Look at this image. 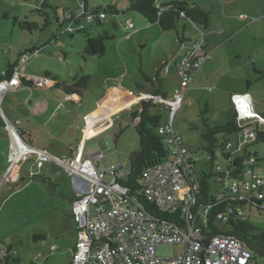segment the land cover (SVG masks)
Returning <instances> with one entry per match:
<instances>
[{"label":"rangeland","instance_id":"rangeland-1","mask_svg":"<svg viewBox=\"0 0 264 264\" xmlns=\"http://www.w3.org/2000/svg\"><path fill=\"white\" fill-rule=\"evenodd\" d=\"M111 1L119 4V18L108 12L107 19L100 24L87 22L82 17L86 24L85 30L74 34L66 31L69 22L64 23L65 10L81 15L84 4H87L88 12L96 8L103 11ZM168 1L172 0H160L162 3ZM184 1L209 11V28L182 19L177 29L165 32L158 23H151L143 15L130 11L128 0H49L51 6L45 7L44 12L38 10L42 0H0V69L6 65L7 58L19 56L22 51L33 49L34 46H43L44 50L34 53L26 65L28 70L37 65L36 60L39 57H52L56 54L55 59L59 60V52L64 50L67 60L60 61L62 69L70 70L73 77L90 75L88 95L91 100H97L99 106L104 107L108 99L120 100L123 95H134L137 83L147 85L143 89L149 88L152 84L145 80L144 74L153 79L160 75L165 89L174 93L180 84L174 63L182 51L180 39L185 36V43L191 46L204 39L202 35L207 33V38L215 50L214 59L207 61L205 66H212L206 68V74L205 71L202 72L188 91L184 108L176 113L175 127L182 134L183 147L193 153L196 159L198 174L203 170L211 173L212 169L205 161L206 142L202 138L204 118L214 126L223 125L232 119L236 111L231 100L233 93H249L257 112L264 116V0ZM23 20L34 22L38 27L33 30L22 29L19 22ZM128 21L133 26H129ZM60 24L63 25L61 29ZM103 30H108L111 36L105 42V55L100 57L86 54L87 37L97 36ZM55 35H59L57 40L54 39ZM57 42L63 45L57 47ZM163 66L170 69L169 74L162 71ZM63 98H67V95H63ZM7 105L8 101L5 99L2 108L9 114ZM153 110L160 111L162 119L167 120L169 113L164 106L160 105ZM202 111L206 113L203 115ZM116 118L115 125L112 123L108 126L110 130L107 134L93 136L102 130L99 126L95 128L84 151L88 154L103 151L101 171H106L112 165L124 164L121 173L127 175L130 171L131 155L139 149V136L130 113L126 111ZM254 119L248 120V123ZM62 132L75 134L76 128L72 125L70 130L65 127ZM63 133L58 138L60 143L68 137ZM106 135L113 140L117 138V143L110 145ZM230 139L237 147L240 134H235ZM2 148L3 145H0V163L9 156L6 153L1 154ZM251 149L252 152L258 151L259 158L263 159V144ZM217 152L215 162L224 164L226 160L221 151ZM61 156L59 154L58 157ZM67 156L73 164L72 155ZM15 163L17 159L13 161ZM260 163L264 169V159ZM30 167L27 165L24 169L26 175ZM59 170L54 164L47 163L43 171L49 177L44 179L41 175L43 173L33 177L31 182L16 188L1 204L0 248L16 254L18 264L71 263L72 243L67 235L73 219L69 187L72 189L71 197L75 192L69 183L71 178L63 171L59 174ZM26 177L30 178L29 175ZM110 178L108 175L106 180ZM250 208L251 225L256 228V232L264 230V211L257 206ZM35 235H43L45 239L36 240ZM55 244L58 249L53 251ZM158 249L161 256L173 257L184 252L185 245L161 244ZM259 260L264 262V258L260 257Z\"/></svg>","mask_w":264,"mask_h":264},{"label":"built area","instance_id":"built-area-1","mask_svg":"<svg viewBox=\"0 0 264 264\" xmlns=\"http://www.w3.org/2000/svg\"><path fill=\"white\" fill-rule=\"evenodd\" d=\"M95 13L86 15V21L97 19L102 22L107 18L102 10ZM76 18L75 14H69L67 32L85 27L83 21H77ZM128 25L133 26V23L128 21ZM208 46L205 38L191 46H187L185 42L182 44L183 52L177 60L180 86L173 97L150 92H142L139 96L140 101L163 105L169 113V121L162 122L159 126V134L164 137L169 154L164 161L144 170V195L159 210L170 214L178 213L181 217L178 223L155 216L139 203L137 196L119 181L123 178L121 165H112L106 171H101V153H85L83 145L78 144L74 157H71L74 158L72 164L68 156H54L45 149L29 145L18 129L12 126V155L16 156L18 145L22 144L26 148L24 158L33 157L38 167L54 160L67 169L78 185L76 190L79 198L73 203L77 242L70 264H259L254 259V252L239 239L214 235L206 246L203 245L207 235L203 225L197 223V218L204 219L207 209L198 198L200 178L196 171L197 162L193 153L183 147L182 134L173 123L188 88L203 65L213 57L212 51L201 52ZM40 50L42 48L24 52L12 76H8L6 72L1 73L0 112L6 93L19 88L27 77L20 70L21 65ZM168 72L169 68L166 67L164 73ZM28 78L32 86L44 88L54 85L53 80L46 75L33 74ZM231 99L242 130L239 132L237 147L233 143L227 144L230 154L234 150L244 151L246 145L257 138L256 129L264 133V117L257 112L250 94L234 93ZM252 118L255 119L248 123ZM210 159L211 156L206 153L205 161L209 162ZM263 159L257 153H249L237 177L228 178L223 191L218 195V198L233 200L229 211L237 213L243 219L249 216L251 206L264 211V169L260 163ZM231 167L232 161L229 162V168ZM220 169L221 166H217V170ZM108 175L110 180H106ZM227 215L222 214L220 217L226 220ZM161 244H184L185 251L173 257H163L158 249Z\"/></svg>","mask_w":264,"mask_h":264},{"label":"trees","instance_id":"trees-1","mask_svg":"<svg viewBox=\"0 0 264 264\" xmlns=\"http://www.w3.org/2000/svg\"><path fill=\"white\" fill-rule=\"evenodd\" d=\"M128 1V9L130 11H135L143 15L151 23H158L162 30L165 32L177 29L178 23L182 19L189 20L197 25L203 26L204 28H209L211 23L209 11L200 7L197 4L189 5L184 0H172L163 3L160 2V0ZM50 6L51 5L49 3V0H42L38 10L44 12L45 7ZM97 11H100V9L91 10L90 12H88L86 4H84L83 12L81 13V15H76V19L77 21H83L82 17H85L86 15L90 13H95ZM103 11L106 13V15H108L107 13L109 12L112 13L115 17L120 14V10L116 6L111 4H107ZM69 14L75 13L65 10L64 23L70 21ZM57 20L58 22H60L58 16ZM91 22H97L102 24V22L97 19H94ZM19 25L20 28H27L28 30H33L34 28L38 27L36 23L30 22L28 20L20 21ZM84 25V28H76L77 30L68 33L74 34V32L85 30L86 24L84 23ZM114 25L117 26V23L114 22ZM59 27L61 29L63 28V25L60 24ZM58 36L59 35H55L54 39L57 40ZM110 37L111 36L108 30H103L97 36H88L86 39L85 53L88 55H97L100 57L104 56L106 52L105 42ZM184 41L185 40L183 38L180 39L181 44H183ZM33 48L39 49L38 46H34ZM40 48L44 49L43 46ZM22 54L23 53L20 54V58ZM19 62L20 59L14 64H9L7 70H3L2 72H6L8 76H12L14 73V69L16 66L19 65ZM166 66H163V68H161L162 71L166 68ZM144 78L146 81H149L152 84L148 88L149 91L147 92L162 95L163 97L168 96L167 93L164 92L162 89L163 79L160 77V75H157L153 79L152 77L144 74ZM74 80L76 81V83L70 86H68L64 81L60 83L56 81L55 86L64 87L65 91L68 94H71L73 92L80 91V89L87 88L90 83L91 76L87 74L78 75L74 77ZM248 85H250V83H248ZM137 87L139 89H143L146 86L142 83H138ZM158 106H160V104H154L151 101L143 100L141 103V107H139L132 113V121L134 123V128L139 136V149L135 150L131 155L130 171L124 178H121L119 181L123 185L127 186L132 191V193L137 196L139 203L145 209H147V211L157 217H163L168 221L178 223V221L181 219L180 215L178 213H165L159 210L156 204L150 202L144 195V189L142 184V176L144 170L150 166L164 161L169 154V149L166 143L164 142V137L159 134V126L162 123V114L158 110H153V108H156ZM202 113L204 115L206 111H202ZM138 118L139 121L136 123V120ZM204 122L205 129L202 134V138L206 142V153L211 156V159L209 162H207V164L208 167L212 169V172L207 173L203 170L201 174H198V170H196L200 178V190L198 198L199 201L207 209L205 213V218L202 219L198 217L197 223L203 225L204 233L207 236L212 233H221L231 236L238 234L246 237L249 241L253 242L254 244L264 246V230L256 232V228L250 223V216L243 219L239 217L237 213L230 212V204H233V200L225 197L218 198V195L223 191L225 181H227L228 178L233 179L234 177H237L239 170L244 167L247 156L249 155V153L252 152L251 147L264 143V133L259 132V130L256 129L257 138L252 142H249L246 145V149L244 151H235V148H233L235 152L233 151L230 154L227 149V144L231 143L230 137L235 134H238L242 130L237 121V112L235 111V114L232 119H230L227 123L223 125H211L206 118H204ZM19 133L22 137H25V133H23L21 130H19ZM220 136H222V138H220ZM218 150L221 151L222 157L226 160L224 164H219L215 162L218 157ZM252 153L258 154V151H254ZM230 161H232L231 169L229 168ZM34 164L35 169L41 168L37 166L35 161ZM219 165L222 169L217 170V166ZM36 174L37 173L35 171L34 173L32 172L31 177H36ZM43 177L44 179H46L45 176ZM21 181H24V179H22ZM222 214H228L226 220L223 217H220V215ZM35 239L44 240L45 238L43 235H35ZM253 252L254 259H256L259 264H264V262L259 260L260 257L264 258V255L256 251ZM0 264H18V256H16V254L12 253L10 250L0 248Z\"/></svg>","mask_w":264,"mask_h":264},{"label":"crops","instance_id":"crops-1","mask_svg":"<svg viewBox=\"0 0 264 264\" xmlns=\"http://www.w3.org/2000/svg\"><path fill=\"white\" fill-rule=\"evenodd\" d=\"M108 4L114 5L117 8L119 6V4H116L115 2L112 1L109 2ZM96 9H92V10H96ZM116 18H119V15ZM202 36H203L202 38H205L208 41L209 46L208 48L202 50L201 52L203 53L206 50L212 51L213 57L211 60H209L212 61L214 59L215 48L212 47L210 40L207 38V33L206 34L203 33ZM183 39L184 40L186 39L185 36L183 37ZM56 45L57 47H61L63 44L61 42H57ZM30 50L32 49L31 48L26 49L21 53ZM182 52L183 49L174 61L176 68H177L176 61L182 55ZM59 53L60 55L59 56L57 55L59 60L55 59L56 54L52 55V57L50 56L39 57L36 60L37 65L34 66L33 68L30 67V69L28 70V68L26 69V65L33 58L32 56L34 54L30 56V58L20 67V70L25 75H27V77L24 78L23 83L19 88L8 92L5 97V99L8 101L7 109L9 114H6L2 108L5 99L1 104L2 112H0V145H3L1 154L6 153V155L8 154L9 156L3 160L4 162L0 163L1 164L0 208H1V204L6 200V198L9 195H11L14 192L16 188H19L21 185H25L27 182L32 181L33 176L31 177V175L33 170H35V172L37 173L36 176L43 173L41 175L45 177H49L50 175L48 173H44L43 169L46 167L47 163L54 164L58 169H60L59 174H62L61 171H63L65 172V175L67 177L71 178V182L69 183L72 184L73 190L75 192V195H72L71 197L72 189L71 187H69L68 194L70 195L69 198L71 200L70 211L73 219L71 222L72 225L70 228V232H68L67 235H69V240L72 243L71 254L73 255V250L77 242V222L73 215V203L79 198V192L76 190L78 185L76 184L75 180L69 175L67 169L59 165L54 160H49L45 162L41 168L35 169L34 158L23 157V154L26 152V148L22 144L18 145L17 152H15L16 157L15 155H12L11 144L14 141L13 134L11 132L12 126L16 127L18 131L21 130L23 133H25V137L23 136L24 139L26 138L25 140L28 142V144L33 146L34 148L45 149L54 156H59V154H61L62 156H67L68 154H71L72 155L71 157H74V153L76 149L79 147L78 144H82L84 149L86 148V142L91 137L95 128L99 126V128L101 127L102 130L100 131V133L94 134L93 136H98L99 134L100 135L105 134L110 130L108 127L109 125H111L112 123L115 125V122H117L116 121L117 116L127 111L128 113H130L132 117V113L135 110H137L139 107H141L142 101H140V97H139L140 94L142 92H147L149 90L148 88L139 89L137 87L136 90L133 91L135 92L134 95L133 94L123 95L120 97V100L118 98H116L115 100L108 99V101H106L105 106L101 107L99 106L97 100L90 99L88 95L89 85L85 89H80V91L78 92L71 93L72 94L71 97H68V93L65 91L64 87L48 86L41 88L37 86H32V82L28 78V76L33 74L46 75V76L48 75V77H50L55 82L57 81L60 83L64 81L68 86L76 83V81L74 80L75 76L74 77L72 76L71 71L70 70L64 71V69H62L63 66L60 61L67 60L64 50L60 51ZM20 54L19 56H15L13 58H7L6 65L5 66L3 65V67H1L0 72H2L3 70H7L9 64H14L16 61H19ZM206 63L203 65L201 71L197 74L191 86L188 88L186 92V96L190 88H192L193 85H195L198 77L202 74V72L205 71L206 74V68L208 69L210 68V66H212V64L205 66ZM169 73H170V69L167 74ZM162 85H163L162 89L164 92L167 93L168 97H173L175 92L169 93L164 87V81ZM145 86L147 87V85ZM179 86L180 84L177 87ZM176 89L177 88H175V91ZM65 94L67 95V98H63V95ZM185 98L183 100L182 107L180 108L181 110L184 108ZM88 118H90V120H88ZM176 118L177 117L175 116L173 122L174 126H175ZM138 121L139 118L136 120V123ZM167 121H169V116L166 121L162 119V122H167ZM72 125L75 126L76 128L75 134H71L70 132L64 134L62 132V130L65 127H67L70 130ZM61 133L67 135L68 137L66 141L60 143L58 138L61 135ZM106 136L108 137L107 139L110 145L117 143V138L116 140H113L108 135ZM96 153H101L103 156V151H97ZM15 158L17 159V163L13 164ZM100 160H99V168H100ZM22 162L23 164H21ZM30 164H32L31 167ZM27 165H29L30 168L28 169V174L26 175L24 173V169L26 168ZM122 165L124 164H121V166ZM121 174L123 178L124 176H126V174L123 173ZM28 175L30 176L29 179H27L26 177ZM22 179H24V181H21ZM250 210L251 208L249 209V211ZM57 249H58V245L56 244L53 245L52 250L54 251Z\"/></svg>","mask_w":264,"mask_h":264},{"label":"water","instance_id":"water-1","mask_svg":"<svg viewBox=\"0 0 264 264\" xmlns=\"http://www.w3.org/2000/svg\"><path fill=\"white\" fill-rule=\"evenodd\" d=\"M214 235H224V236H229V237H233V238L239 239V240L245 242L249 246V248H251L253 251H256V252L264 255V246L254 244L253 242L249 241L246 237H244L242 235H238V234L231 236V235L221 234V233H212V234H210L209 236H207L205 238V240L203 241V245L206 246L207 243L210 240V237H212Z\"/></svg>","mask_w":264,"mask_h":264},{"label":"clouds","instance_id":"clouds-1","mask_svg":"<svg viewBox=\"0 0 264 264\" xmlns=\"http://www.w3.org/2000/svg\"><path fill=\"white\" fill-rule=\"evenodd\" d=\"M107 19V18H106ZM104 21V20H103ZM53 82H54V85H52V86H55V81L53 80ZM68 95H72V94H68ZM259 113V112H258Z\"/></svg>","mask_w":264,"mask_h":264}]
</instances>
